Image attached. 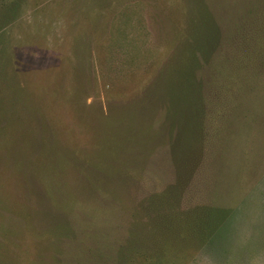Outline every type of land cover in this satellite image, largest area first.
I'll return each instance as SVG.
<instances>
[{
	"label": "rangeland",
	"instance_id": "374dc122",
	"mask_svg": "<svg viewBox=\"0 0 264 264\" xmlns=\"http://www.w3.org/2000/svg\"><path fill=\"white\" fill-rule=\"evenodd\" d=\"M202 252L264 254V0H0V264Z\"/></svg>",
	"mask_w": 264,
	"mask_h": 264
},
{
	"label": "clouds",
	"instance_id": "9594fccd",
	"mask_svg": "<svg viewBox=\"0 0 264 264\" xmlns=\"http://www.w3.org/2000/svg\"><path fill=\"white\" fill-rule=\"evenodd\" d=\"M255 196L256 194H253L252 199H255ZM196 264H217V258L212 252H202ZM246 264H264V254L248 257Z\"/></svg>",
	"mask_w": 264,
	"mask_h": 264
}]
</instances>
